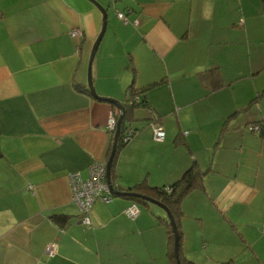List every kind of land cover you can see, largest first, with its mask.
<instances>
[{
	"label": "crops",
	"instance_id": "1",
	"mask_svg": "<svg viewBox=\"0 0 264 264\" xmlns=\"http://www.w3.org/2000/svg\"><path fill=\"white\" fill-rule=\"evenodd\" d=\"M96 1L107 11L91 66L97 94L122 103L130 83L163 80L147 95L165 138L153 139L148 110L138 108L116 184L170 185L193 161L210 168L204 190L181 203L183 256L264 264V135L248 129L264 116L261 0ZM0 10V264H170L163 209L139 205L130 219L132 200L110 192L93 203L88 227L72 196L70 174L87 179L111 152L112 104L87 82L100 9L90 0H0ZM211 67L225 85L215 91L197 79ZM178 133L188 149L173 145ZM55 214L68 219L59 224Z\"/></svg>",
	"mask_w": 264,
	"mask_h": 264
},
{
	"label": "trees",
	"instance_id": "2",
	"mask_svg": "<svg viewBox=\"0 0 264 264\" xmlns=\"http://www.w3.org/2000/svg\"><path fill=\"white\" fill-rule=\"evenodd\" d=\"M263 8H264V0H261ZM118 13V12H117ZM125 16V12H121ZM2 17V12L0 10V19ZM118 17V16H117ZM127 21L124 23H128L129 20L126 16ZM73 36V35H72ZM197 79L199 83L203 86L208 91H215L220 88H222L224 85V81L222 79V75L217 67H211V68H206L201 71L197 72ZM163 80H160L158 82H154L151 84H148L143 87H135L133 83H130L127 85L125 89V100L121 103L123 106V111H122V121L119 127V136L116 142V150L115 154L113 157L112 165H111V170H110V178H111V184L114 188V191L116 192H133L137 194H143L146 196H149L153 199H156L157 201L161 202L164 204L172 214L176 226H177V239H178V254H179V259L181 264H195L192 261L187 260L181 251V230H180V219L183 215L182 208H181V203L183 198L189 194L190 192L194 190H204V175L206 174L207 171L210 170V168L207 169H201L196 162L193 161V163L183 172V174L175 180L172 184L170 185H164V186H153L149 185V183L146 180H143L139 183L134 184L131 187L123 188L120 187L116 184V174H115V161L117 159L118 153L122 148H124L127 143L134 137V135L137 133V130L133 129L132 124L136 121L135 117V111L138 108H146L148 111V124L149 127L152 129V124L160 126V119L161 117L154 113V111L151 110V107L149 105V100H148V95L147 92L150 88H153L154 86L160 84ZM75 88L77 90L81 91H86L89 92L88 88H85L84 86L74 84ZM258 98L255 97L253 99L254 102ZM251 104V103H250ZM250 104L248 106H250ZM111 111L113 116L116 118V120L119 117L120 110L115 106L111 105ZM248 129L252 132L259 133L260 135H264V116L261 117L259 120H257L254 123H251L248 125ZM116 130V129H115ZM115 130H108L107 131L111 135V149L114 141V134ZM153 132V130H152ZM125 136H129L127 140H124ZM165 138V132H164V137L162 140H155V141H163ZM173 145L175 147L183 145L188 149L187 142L183 136L178 133L175 136V139L173 140ZM110 152V150H109ZM110 154V153H109ZM122 197H126L132 202H136L138 205H148L150 204L149 202L138 198L134 197L132 195H124ZM162 222L166 224V253H167V258L170 261V264H177V259L174 255V234L172 231V228L170 226L169 220L167 215L165 214V217H158ZM52 219L59 223L63 224L64 222L67 221L68 217L63 214H55L52 216ZM262 230V229H261ZM223 264H230V263H223Z\"/></svg>",
	"mask_w": 264,
	"mask_h": 264
},
{
	"label": "built area",
	"instance_id": "3",
	"mask_svg": "<svg viewBox=\"0 0 264 264\" xmlns=\"http://www.w3.org/2000/svg\"><path fill=\"white\" fill-rule=\"evenodd\" d=\"M117 16L124 22L127 21L126 16L118 12ZM71 35H81V31L73 29L70 31ZM116 118L111 114L107 119V129H116ZM153 137L156 140H162L164 137V130L157 125L152 124ZM129 136H125L124 140H127ZM71 187L73 190V199L78 203L81 211V222L90 226L89 212L93 203L96 200L103 202H109L112 199V194L109 191L108 184L106 183V168L105 164H93L90 167V176L87 179H82L78 172L70 174ZM124 214L130 219H135L139 212L140 207L136 202H132L126 209ZM262 231L264 232V224L262 225ZM54 244L50 243L46 247L48 254H53Z\"/></svg>",
	"mask_w": 264,
	"mask_h": 264
},
{
	"label": "water",
	"instance_id": "4",
	"mask_svg": "<svg viewBox=\"0 0 264 264\" xmlns=\"http://www.w3.org/2000/svg\"><path fill=\"white\" fill-rule=\"evenodd\" d=\"M90 1L93 2L100 9V11L102 13V24H101V29H100V31H99V33H98V35H97V37H96V39H95V41L93 43V46H92V49H91V53H90V57H89V61H88V87H89L90 93L92 94L93 97H95L96 99L102 100V101H107V102L115 105L120 110L119 117H118L117 122H116V130H115V134H114V141H113L112 149H111L110 155H109L107 163H106V181H107V184H108V187H109V191L113 195H116V196H124V195L128 194V195H132L134 197L141 198V199H143V200H145V201H147L149 203H153V204L157 205L158 207H160L161 209H163L165 211V213H166V215L168 217L170 226L172 228L174 237H175V240H174V255H175L176 259H177V264H181L180 259H179V254H178L177 226H176L175 220H174L172 214L170 213L169 209L164 204H162L161 202L157 201L156 199H153V198H151L149 196H146V195H143V194H137V193H133V192L132 193L131 192H116V191H114V188H113V186L111 184L110 170H111V165H112L113 157H114L115 150H116V142H117V139H118V136H119V127H120V124H121V121H122L123 106L116 99L98 95L97 92L95 91L92 83H91L92 61H93V58H94L95 53H96V51L98 49L99 43H100V41H101V39L103 37V34L105 32V29H106V25H107V11L96 0H90Z\"/></svg>",
	"mask_w": 264,
	"mask_h": 264
},
{
	"label": "rangeland",
	"instance_id": "5",
	"mask_svg": "<svg viewBox=\"0 0 264 264\" xmlns=\"http://www.w3.org/2000/svg\"><path fill=\"white\" fill-rule=\"evenodd\" d=\"M87 82H88V79H87ZM140 109H143V108H140ZM148 206L151 207L152 209H156L161 214H164V211L162 209H160L157 205H155V204L152 203V204H149ZM140 207L141 208H144L145 206L143 204H141Z\"/></svg>",
	"mask_w": 264,
	"mask_h": 264
}]
</instances>
